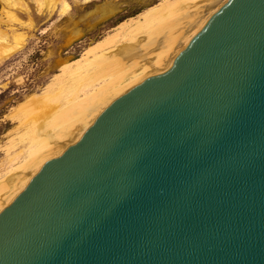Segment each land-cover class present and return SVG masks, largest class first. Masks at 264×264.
<instances>
[{
    "label": "water",
    "instance_id": "95a60500",
    "mask_svg": "<svg viewBox=\"0 0 264 264\" xmlns=\"http://www.w3.org/2000/svg\"><path fill=\"white\" fill-rule=\"evenodd\" d=\"M0 264H264V0H224L36 164Z\"/></svg>",
    "mask_w": 264,
    "mask_h": 264
},
{
    "label": "bare ground",
    "instance_id": "6f19581e",
    "mask_svg": "<svg viewBox=\"0 0 264 264\" xmlns=\"http://www.w3.org/2000/svg\"><path fill=\"white\" fill-rule=\"evenodd\" d=\"M1 1L9 20H16L17 17L9 8L22 1ZM37 1L42 5L45 1L55 5L59 0ZM223 1L161 0L145 10L142 16L130 17L120 22L114 31L91 46L89 51L100 50L101 53L94 58L86 56L83 65L86 70L92 66L94 71L88 74L89 77L81 82V86L73 91L62 107V104L49 103L61 90L55 93L50 90L43 94L42 102L46 105L44 110L37 111L26 105V123L29 124L27 133L33 139L34 146L21 167L2 181L5 192L0 194V203L30 176L36 164L65 151L79 141L89 126L116 98L130 90L154 69L166 68L174 50L185 36ZM61 7L63 12H67L70 4L62 0ZM0 21H4L2 17ZM24 37L21 33L13 31L11 34L8 30L0 29V59L21 47ZM113 47L115 48L111 50ZM99 79L103 80L96 85L95 81ZM55 83L49 84V89ZM90 86L92 88L88 90ZM39 100L32 97L28 103ZM40 118L42 121H39Z\"/></svg>",
    "mask_w": 264,
    "mask_h": 264
},
{
    "label": "rangeland",
    "instance_id": "374dc122",
    "mask_svg": "<svg viewBox=\"0 0 264 264\" xmlns=\"http://www.w3.org/2000/svg\"><path fill=\"white\" fill-rule=\"evenodd\" d=\"M21 1L9 8L17 17L9 20L0 0V17L4 20L0 21V29L25 36L21 47L0 59V194L5 192L2 181L21 167L34 146L27 133L26 105L44 110L43 94L61 90L49 103L62 107L94 71L92 66L86 70L83 65L86 56L94 58L101 53L89 51L91 46L114 31L120 22L142 16L161 0H65L70 4L67 12L62 11V0L55 5L49 1L43 5L37 0ZM32 97L40 100L29 104Z\"/></svg>",
    "mask_w": 264,
    "mask_h": 264
}]
</instances>
